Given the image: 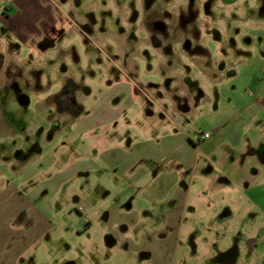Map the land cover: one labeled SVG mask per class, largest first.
I'll list each match as a JSON object with an SVG mask.
<instances>
[{
    "label": "rangeland",
    "instance_id": "obj_1",
    "mask_svg": "<svg viewBox=\"0 0 264 264\" xmlns=\"http://www.w3.org/2000/svg\"><path fill=\"white\" fill-rule=\"evenodd\" d=\"M230 1L0 0V102L25 125L10 126L0 103V264H264L241 256L252 243L264 252V164L245 180L242 163L231 165L243 143L234 151L223 143L226 161L194 149L200 133L216 135L244 104L229 109L238 94L216 72L233 65L246 75L264 56V0ZM154 22L167 37L143 32ZM229 74L236 90L246 81ZM11 86L31 106H17ZM70 87L81 110L47 107ZM184 99L189 113L178 111ZM250 114L218 135L255 142ZM57 115L63 125L50 142ZM177 131L192 142L182 157L196 165L184 175L182 227L170 233L163 215L181 184L166 197L169 182L154 183L140 160L182 144L168 136ZM131 197L133 212L118 210Z\"/></svg>",
    "mask_w": 264,
    "mask_h": 264
},
{
    "label": "crops",
    "instance_id": "obj_2",
    "mask_svg": "<svg viewBox=\"0 0 264 264\" xmlns=\"http://www.w3.org/2000/svg\"><path fill=\"white\" fill-rule=\"evenodd\" d=\"M237 1L238 0H231L230 3L235 4ZM261 23L263 24L264 20ZM262 40H263V38H262ZM241 62H243V61H241ZM232 68H233V65H227V70L225 68V70L223 72H220V73L217 72L219 74V77H220V82L224 83V85L227 84L226 86H230L232 88L231 94H233V95L236 93L238 94V99L236 98L235 101H232L229 99V101L231 102V103H229V105H230L229 109L232 111L236 110V108H237L236 107L237 105L235 104L236 101L244 103L243 106L241 107L240 111L238 112V114H236L234 116H232V114L230 115L228 122L236 121L237 118H239L245 112L248 114L253 112L250 114V118L248 120L249 124L247 127H250L249 131L251 129H253V131L257 135V140L255 142L246 141L245 138L247 136H245V135L242 137H237V136L234 137L233 134L229 130L227 132H225V134H223L220 137L219 136V135H221L220 133L224 132V130H226V128H227L226 127V124L228 123L227 122L225 125L222 124L223 127H221V125H219L217 127L216 135L209 132L210 133L209 139H207L205 141H199V139H198V141H199L198 143H200V144L198 147L194 146L195 147L194 149L196 152L202 151L201 153L207 159H209L213 155H216L217 153H220L221 156L223 157V160L226 161V159H231L232 157H230L228 155V152L225 149H222L223 143H226V148L228 150H232V151L236 150L237 149L236 147H238L239 144L243 143V147L238 149V152H237L239 154V156L237 158L231 159V162H232L231 165L232 166H238L240 163H242V165H241L242 166L241 167L242 168V175L245 177V180H246L249 178V173L251 172V169L253 168L252 166H254L255 163H256V165L261 164V162H258L255 158L247 160L244 163L241 160L240 155L243 153V151L247 147L256 146L257 145L256 142H258V141L262 142L264 140V120H263V117H264V56H261V55L258 56V61H256L254 66H252V69L248 70V74H246V75L236 74V72H234V71L232 72ZM230 71H231V73H233L232 75L229 74L233 77V80H239L240 81L244 77H246V81H242V82L238 83L239 85L237 86V88H238L237 90H236L235 86H231L230 83H228L229 79L227 78V76H225L226 73H228ZM204 72H205V70H204ZM206 72H208V70H206ZM226 81H228V82L226 83ZM243 99H245V100H243ZM0 103L2 104L1 106H2V108H4V110H5V108L8 109L10 106V105H6V102H4V99ZM8 103H9V100H7V104ZM189 105L190 104H188V106ZM29 106H31V100H30ZM178 106H179L178 111H181V113H189L180 107V106H183L181 103H179ZM47 107L53 108V107H57V106H56V104L52 103L51 106L48 105ZM189 107L192 109L191 106H189ZM162 112H164V111L162 110ZM162 112H160L161 118L163 116H165L164 114H162ZM234 113H235V111H234ZM64 114H66V113H64ZM147 116L149 118H154V115L152 112L147 113ZM160 122H163V120H161ZM55 123H58V125L54 126ZM62 125H63L62 116L57 115L55 120L51 121V125L49 126L50 129L48 131V133L51 136V138H49L50 142L54 141V139L57 135V132L60 130ZM218 133H219V135H218ZM168 136H170L169 138L174 140V142H175L176 137L182 136L184 138V142H182V144H179V145L173 144V145H169V147H166V146L161 147L160 155H154L152 157V159L143 158L142 160H140V163H142V162L145 163V166L148 168L146 174L153 175L152 181L154 183L157 182L159 179H162L163 181L169 182L167 184V185H169V187L168 188L166 187V189H165V192H168V195H166V197L171 195L170 192L172 191V186L175 187V185L177 184L178 181H179V184H181L180 189L179 190L176 189V191L174 192V194H172V196L170 198V201L172 202V204H171L172 206H170V208L165 210L164 215H163V219H164V222L166 225L165 229L170 230V233H175L174 231L176 230V228L179 231V229H181V227H182V219L184 217L183 212H185L186 205H187L185 201H184V203L182 202V198H181V196L183 194L186 197V195L188 194V190H189V185L187 184V182H184V175L190 173V170L191 169L193 170V168H194L193 166H195L196 164L194 163L195 161H193L189 164L188 161H186L182 157V152H183V149L185 148V146L187 148H190V146L192 145V142L189 139V136H186L185 134H181L180 131H177L176 133L174 132L172 135L168 134ZM41 154H42L41 150H39V153L35 154L34 156H40ZM177 154L181 155V159L177 156ZM145 155H147V154L145 153ZM145 155H143V156H145ZM29 157L30 156H26L24 153H19L16 156L18 161L26 160ZM137 165H139V163H137ZM261 166H263V165L261 164ZM252 171H253V169H252ZM252 173H253V175H258V173H260V172L254 170ZM169 179H171V180L167 181ZM252 188H249V190ZM129 189H130V191L135 190L133 187H131ZM166 197L163 200H165ZM76 200L78 201L79 199L76 197ZM118 201L121 202V198H119ZM250 202H253V204H256L258 206V208H259V204H261L260 200H258L256 198H253L252 200H250ZM133 203H134V198L131 197L118 210H124V211H128V212L132 211L133 212V209H134ZM261 206H262V204H261ZM256 222H258V221L256 220ZM106 240L107 241L105 243H107V245L111 246L112 248L114 246H116L118 243L117 242L118 239H116L112 235V233L107 235ZM249 251H250V253L245 252L241 256L244 258V256L246 257L247 255H250L253 260H259V262H262L261 260L264 257L263 250H258L257 245H255V246L252 245V247ZM150 257H151L150 254H145V259H149ZM242 261H240L241 264H243ZM67 264H74V262L71 261V262H68ZM261 264H263V263H261Z\"/></svg>",
    "mask_w": 264,
    "mask_h": 264
},
{
    "label": "flooded vegetation",
    "instance_id": "obj_3",
    "mask_svg": "<svg viewBox=\"0 0 264 264\" xmlns=\"http://www.w3.org/2000/svg\"><path fill=\"white\" fill-rule=\"evenodd\" d=\"M156 24H157L156 22L150 23L149 27H147L146 29H143V32L147 36L150 35L149 32L152 33V36L150 38V40H152V41H156L158 36H162L164 38L167 37L166 29L162 30L160 32V31H158V28L156 27ZM184 41L185 42L183 44L184 47H183L182 51H183V53H189L190 49L193 47V45L191 43V40L186 39ZM156 45L158 47L161 46V44L159 42H156ZM157 50H159V49H157ZM166 53L169 54V50H167ZM222 69L223 70H220L218 72L219 73L223 72L224 68L222 67ZM228 73H230L231 75L233 74L231 72H228ZM205 74H208L209 76L213 75L211 70H208V72H206V69H205ZM217 76H219V74ZM225 76H227V75H225ZM8 90H9V92H11L13 98L15 99L14 102L18 106L19 104L17 102H18V96H20V93L18 94L17 93L18 91L14 90L12 88V86ZM73 91H74L73 88L70 87L68 91L66 90L64 93H62V96L60 97V104H58V106L56 104L57 108H59V111H61V112L65 111L68 114H70L72 110H75V111L81 110V106L78 105L79 101H77L78 99L73 94ZM7 100H6V98H4V102H6V105H9V103L7 104ZM184 101H185L186 104H184L183 106H180V107L183 110H185L187 112H190L191 108L188 106L189 102L186 99H184ZM19 107H21V106L19 105ZM20 110H24V109L20 108ZM7 111H9V109H7V108H5V110L3 109V111H2V116H3L4 120L6 122L8 121V123H10V126H12L14 129L17 128L21 132L24 131L25 130V125H24L23 121L17 120L16 117H13L12 114H10V112H7ZM56 125H58V123H55L54 126H56ZM49 138H51V136ZM258 147H259L258 149H257L256 146L247 147L243 151V153L240 155L241 160L245 163L247 160L255 158L258 162H261V164L263 165L264 164V145L261 146V144H260ZM253 244L254 243H252V245Z\"/></svg>",
    "mask_w": 264,
    "mask_h": 264
},
{
    "label": "water",
    "instance_id": "obj_4",
    "mask_svg": "<svg viewBox=\"0 0 264 264\" xmlns=\"http://www.w3.org/2000/svg\"><path fill=\"white\" fill-rule=\"evenodd\" d=\"M161 28V27H158ZM18 103L20 104V106L22 107H28L30 105V99L28 96H19L18 97Z\"/></svg>",
    "mask_w": 264,
    "mask_h": 264
},
{
    "label": "built area",
    "instance_id": "obj_5",
    "mask_svg": "<svg viewBox=\"0 0 264 264\" xmlns=\"http://www.w3.org/2000/svg\"><path fill=\"white\" fill-rule=\"evenodd\" d=\"M210 138V133L208 132H202L199 134V141H205Z\"/></svg>",
    "mask_w": 264,
    "mask_h": 264
}]
</instances>
